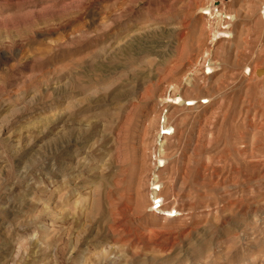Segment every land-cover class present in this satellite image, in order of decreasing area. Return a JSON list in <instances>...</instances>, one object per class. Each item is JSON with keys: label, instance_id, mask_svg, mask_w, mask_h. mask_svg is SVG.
I'll list each match as a JSON object with an SVG mask.
<instances>
[{"label": "rangeland", "instance_id": "374dc122", "mask_svg": "<svg viewBox=\"0 0 264 264\" xmlns=\"http://www.w3.org/2000/svg\"><path fill=\"white\" fill-rule=\"evenodd\" d=\"M263 5L0 0V264H264Z\"/></svg>", "mask_w": 264, "mask_h": 264}, {"label": "bare ground", "instance_id": "6f19581e", "mask_svg": "<svg viewBox=\"0 0 264 264\" xmlns=\"http://www.w3.org/2000/svg\"><path fill=\"white\" fill-rule=\"evenodd\" d=\"M264 6V5H263ZM262 6V7H263ZM223 8V7H222ZM218 11V10H217ZM201 14L202 15H206V16H209L211 13H210V10H201ZM219 16V15H218ZM262 16H264V9L262 10ZM225 18V17H224ZM228 20V19H227ZM228 24V23H227ZM227 28V27H226ZM220 33H223V32H220ZM215 35V34H214ZM220 35V34H219ZM222 35V34H221ZM214 37V36H213ZM208 54V53H207ZM212 65V64H211ZM203 69H205L206 71H210V70H212V68H210V66L209 67H204ZM252 73V75L254 74L255 76H257V77H261V76H264V70H260V68H255L254 70H253V72H251ZM178 89V88H177ZM178 92V91H177ZM167 100H171V102H174V104L173 105H179V104H184V103H186V102H188V104H187V106L188 105H191L192 104V100H183L182 99V97L180 96V95H178L177 93H174L173 95H172V98L170 99L169 97L167 98ZM162 131L164 130V127H162V129H161ZM164 134H166V133H164V132H162V133H160V135H164ZM157 160H159V161H161L160 160V157L157 159ZM155 182V181H154ZM154 186L156 185V184H153ZM153 190V189H152Z\"/></svg>", "mask_w": 264, "mask_h": 264}]
</instances>
